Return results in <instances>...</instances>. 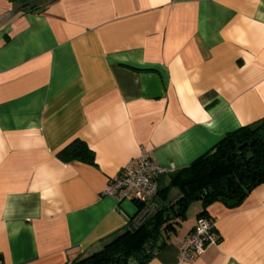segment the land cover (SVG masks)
<instances>
[{
  "label": "crops",
  "instance_id": "crops-1",
  "mask_svg": "<svg viewBox=\"0 0 264 264\" xmlns=\"http://www.w3.org/2000/svg\"><path fill=\"white\" fill-rule=\"evenodd\" d=\"M261 122L264 0H0L3 264L100 251L174 202V173ZM77 140L94 163L73 158ZM142 147L168 170L154 199L103 194ZM202 210L193 202L145 264H264V182L236 207L210 204L220 240L181 263Z\"/></svg>",
  "mask_w": 264,
  "mask_h": 264
},
{
  "label": "trees",
  "instance_id": "trees-1",
  "mask_svg": "<svg viewBox=\"0 0 264 264\" xmlns=\"http://www.w3.org/2000/svg\"><path fill=\"white\" fill-rule=\"evenodd\" d=\"M246 142L249 145L239 150ZM69 149L74 159L94 163V151L85 142L74 141ZM249 153L253 155L249 157ZM262 182L264 122L242 126L227 133L211 151L172 175L168 190L177 187L180 192L174 202H169L167 206L165 200H156L157 208L152 216H144L137 224L130 221L127 229L100 251L81 256L72 264H145L164 244V232L174 228L178 219H187L188 209L193 202H202L200 216H206V209L213 202L220 201L236 207ZM139 203L141 206L146 204Z\"/></svg>",
  "mask_w": 264,
  "mask_h": 264
},
{
  "label": "built area",
  "instance_id": "built-area-1",
  "mask_svg": "<svg viewBox=\"0 0 264 264\" xmlns=\"http://www.w3.org/2000/svg\"><path fill=\"white\" fill-rule=\"evenodd\" d=\"M168 170L157 163L150 150L141 148V153L131 158L120 174L109 181L103 194L114 196L118 201L133 199L148 203L159 192L158 178ZM220 236L216 222L209 216H199L193 232L180 243L179 261L191 262L202 254L206 248L218 243ZM0 264L3 260L0 256ZM64 264H72L66 261Z\"/></svg>",
  "mask_w": 264,
  "mask_h": 264
},
{
  "label": "water",
  "instance_id": "water-1",
  "mask_svg": "<svg viewBox=\"0 0 264 264\" xmlns=\"http://www.w3.org/2000/svg\"><path fill=\"white\" fill-rule=\"evenodd\" d=\"M254 142V141H253ZM252 142V143H253ZM249 145V143L248 142H246V143H244V144H242L240 147H239V150H243L246 146H248ZM253 154L252 153H249V157H251ZM159 245H160V243H159Z\"/></svg>",
  "mask_w": 264,
  "mask_h": 264
},
{
  "label": "rangeland",
  "instance_id": "rangeland-1",
  "mask_svg": "<svg viewBox=\"0 0 264 264\" xmlns=\"http://www.w3.org/2000/svg\"><path fill=\"white\" fill-rule=\"evenodd\" d=\"M198 202V201H197Z\"/></svg>",
  "mask_w": 264,
  "mask_h": 264
}]
</instances>
